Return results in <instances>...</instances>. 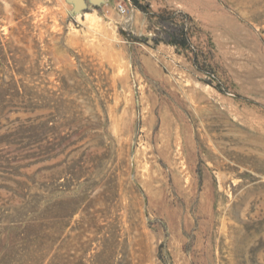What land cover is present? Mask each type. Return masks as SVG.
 I'll return each instance as SVG.
<instances>
[{
	"label": "rangeland",
	"instance_id": "374dc122",
	"mask_svg": "<svg viewBox=\"0 0 264 264\" xmlns=\"http://www.w3.org/2000/svg\"><path fill=\"white\" fill-rule=\"evenodd\" d=\"M79 5L0 0V264H264V0Z\"/></svg>",
	"mask_w": 264,
	"mask_h": 264
},
{
	"label": "trees",
	"instance_id": "16d2710c",
	"mask_svg": "<svg viewBox=\"0 0 264 264\" xmlns=\"http://www.w3.org/2000/svg\"><path fill=\"white\" fill-rule=\"evenodd\" d=\"M176 35H174L173 34V37H175ZM171 44H174V45H176V46H185V43H183V42H180V41H177V40H171V41H169Z\"/></svg>",
	"mask_w": 264,
	"mask_h": 264
},
{
	"label": "water",
	"instance_id": "95a60500",
	"mask_svg": "<svg viewBox=\"0 0 264 264\" xmlns=\"http://www.w3.org/2000/svg\"><path fill=\"white\" fill-rule=\"evenodd\" d=\"M73 1H75V4H76V10H79V7H80V5H79V3H80V1H82V0H73ZM92 2H97V1H100V0H91Z\"/></svg>",
	"mask_w": 264,
	"mask_h": 264
},
{
	"label": "built area",
	"instance_id": "2783aa9c",
	"mask_svg": "<svg viewBox=\"0 0 264 264\" xmlns=\"http://www.w3.org/2000/svg\"><path fill=\"white\" fill-rule=\"evenodd\" d=\"M119 11L121 12V13H123V14H125L127 11H126V8L125 7H123V6H120L119 7Z\"/></svg>",
	"mask_w": 264,
	"mask_h": 264
}]
</instances>
